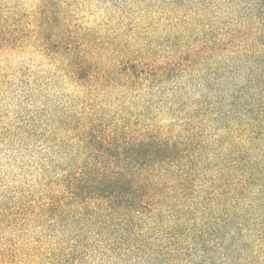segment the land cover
<instances>
[{"label":"trees","instance_id":"16d2710c","mask_svg":"<svg viewBox=\"0 0 264 264\" xmlns=\"http://www.w3.org/2000/svg\"><path fill=\"white\" fill-rule=\"evenodd\" d=\"M19 5L0 69L30 44L19 89L69 93L7 211L42 234L4 264H264V0Z\"/></svg>","mask_w":264,"mask_h":264},{"label":"rangeland","instance_id":"374dc122","mask_svg":"<svg viewBox=\"0 0 264 264\" xmlns=\"http://www.w3.org/2000/svg\"><path fill=\"white\" fill-rule=\"evenodd\" d=\"M19 1V6L30 14L38 0ZM86 7L91 9L79 11V15L85 18L84 21L94 20L93 15L103 13L91 5ZM1 68L0 76L3 78L0 82V264H4L11 255L15 254L17 257L26 255L39 236L40 230L35 226H24L16 218L9 221L10 215L7 211L13 208L20 197L18 192L28 189L27 186L33 183V174L44 151L43 138L53 129L50 111H66L69 89L54 88L50 91L53 100L47 104L42 98V95H45L43 91L35 93L34 98H31L32 91L19 89V81L23 77L20 72H26L27 77L48 68L41 55L35 53L30 44H26L21 52L11 56ZM178 97L183 99V95ZM174 101L177 103L179 100ZM45 109L51 110L48 113ZM164 122L167 123V120Z\"/></svg>","mask_w":264,"mask_h":264}]
</instances>
